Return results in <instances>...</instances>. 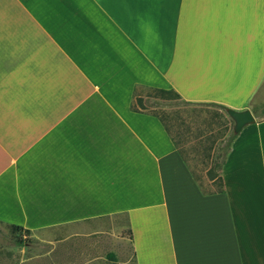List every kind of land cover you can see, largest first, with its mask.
I'll return each mask as SVG.
<instances>
[{
    "label": "crops",
    "instance_id": "0c3cea01",
    "mask_svg": "<svg viewBox=\"0 0 264 264\" xmlns=\"http://www.w3.org/2000/svg\"><path fill=\"white\" fill-rule=\"evenodd\" d=\"M263 83L264 0H0V223L46 233L53 264L102 259L109 224L132 264H264ZM140 88L253 112L223 192Z\"/></svg>",
    "mask_w": 264,
    "mask_h": 264
},
{
    "label": "rangeland",
    "instance_id": "374dc122",
    "mask_svg": "<svg viewBox=\"0 0 264 264\" xmlns=\"http://www.w3.org/2000/svg\"><path fill=\"white\" fill-rule=\"evenodd\" d=\"M260 90L252 107L264 111V83ZM137 96L144 100L146 110L164 115L189 163L202 177L204 185H208L210 182L206 172L210 166L207 165L209 157L217 154L219 157L224 153V147L233 132L234 121L230 119L226 109L214 104L187 103L177 99L162 98L146 88H140ZM109 227L108 238L104 239L108 247L103 252V258L92 264H132L130 251L126 252L122 248L120 229L110 224ZM125 235L126 233H123V236ZM26 237L25 244H17L10 226L0 223V264H53L49 257L60 249H53L52 243L47 242V234L30 233ZM53 237L58 243L60 242V233H53ZM117 247L126 252L127 258L123 261H119L113 252ZM111 253L116 257L111 258ZM85 262L83 259L82 264Z\"/></svg>",
    "mask_w": 264,
    "mask_h": 264
},
{
    "label": "trees",
    "instance_id": "16d2710c",
    "mask_svg": "<svg viewBox=\"0 0 264 264\" xmlns=\"http://www.w3.org/2000/svg\"><path fill=\"white\" fill-rule=\"evenodd\" d=\"M146 89L153 91L155 94L159 95L162 98L177 99V100H181V101H184L187 103H192L189 101H185L176 91H174L172 89L171 90L163 89V88L162 89L146 88ZM138 90L139 89H135V100L133 103V109L135 111L149 112L148 110H146L144 100L137 96ZM207 104H214V105H217V106L224 108L226 110L228 109L227 106L222 105V104H218V103H207ZM149 113H152L155 117H157L165 125L167 132L169 133V135L171 136V138L175 144L174 146L177 147V149L181 153L183 159L185 160V162L190 167V170L192 171L195 179L198 181L201 189L205 193L223 192L224 191V180H223V177L221 176L222 175V169H223V166L226 162L229 150L231 149L230 146L232 145L233 141L236 139L238 134H235L234 131L231 133V135L228 139V143L224 147V153L222 155H219L220 161H219L218 154L216 156L214 155V157L213 156L209 157V162L207 163V165H210V166L207 169L206 176L208 178V181L211 183H209L208 185H204V183L202 181V177L199 176V174L193 169L192 165L189 163L188 159L185 156L184 150L180 147L178 140L172 134L170 126L168 125L167 120L164 117V115L159 114L158 112H149ZM209 186L212 188H209ZM10 228H11L12 234L14 236L15 242L17 244H25L27 241L26 236H28L30 234V231H28V229H25L21 226H16V225H10Z\"/></svg>",
    "mask_w": 264,
    "mask_h": 264
},
{
    "label": "water",
    "instance_id": "95a60500",
    "mask_svg": "<svg viewBox=\"0 0 264 264\" xmlns=\"http://www.w3.org/2000/svg\"><path fill=\"white\" fill-rule=\"evenodd\" d=\"M226 111L230 119L234 121L233 131L235 134H239L247 125L256 122V117L250 109L236 110L228 108Z\"/></svg>",
    "mask_w": 264,
    "mask_h": 264
}]
</instances>
